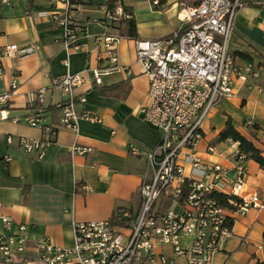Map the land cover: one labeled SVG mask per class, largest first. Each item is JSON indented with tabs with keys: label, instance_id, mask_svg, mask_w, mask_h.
Here are the masks:
<instances>
[{
	"label": "crops",
	"instance_id": "0c3cea01",
	"mask_svg": "<svg viewBox=\"0 0 264 264\" xmlns=\"http://www.w3.org/2000/svg\"><path fill=\"white\" fill-rule=\"evenodd\" d=\"M107 1L90 0L87 7L74 14L86 27L84 49L79 52L67 51L63 43L65 31L50 17L39 15L62 12V5L54 8L48 0L0 2V95L14 78L19 86L3 113L8 119H0V233L5 231L1 216H6L11 220L12 233L19 232L20 226L26 227L30 244L47 237L56 246L70 248L74 244L75 222L113 221L124 211L136 216L141 210L140 187L153 175L147 155L162 140L163 133L144 119L148 78L136 61L135 40L123 37L113 45L125 70L104 75L101 85L94 82L92 69L112 66L105 49H95V37L119 35L120 27L125 30L121 22L106 19ZM121 1L132 9L137 40L167 37L183 25L178 17L180 3L192 5L191 0H162L163 6L156 8L148 0ZM243 3L234 21L229 51L238 66L253 68L247 73V81L234 76L235 96L220 101L203 122L198 146V153L206 162L229 170L234 168V152L239 149L238 142L219 140L229 119L247 138L248 123L258 126L259 130H254V136L248 139L264 158V0ZM34 42L41 46L36 54L3 58L4 46L23 48ZM239 53L248 55L250 60ZM67 72L86 79L75 91L86 98L85 103L77 102L76 113L88 111L102 122L80 119L77 132L61 126L60 113L54 105L64 97L52 81ZM40 89H45L43 105L34 99ZM32 114L38 116L41 125L57 128L56 137L42 158L26 154L20 145L22 138H43L41 126L25 122ZM74 145L86 152L73 154ZM131 145L142 155H134ZM6 157L11 160L6 161ZM180 162L188 171L185 161ZM246 166V191L264 193V169L253 160H248ZM165 204L169 207L170 203ZM189 242L188 238L182 239L184 247ZM157 252L173 258L174 264H186L185 258L176 256L170 245L158 244ZM258 260L264 261V209H250L236 216L231 235L222 243L212 264H257Z\"/></svg>",
	"mask_w": 264,
	"mask_h": 264
},
{
	"label": "built area",
	"instance_id": "2783aa9c",
	"mask_svg": "<svg viewBox=\"0 0 264 264\" xmlns=\"http://www.w3.org/2000/svg\"><path fill=\"white\" fill-rule=\"evenodd\" d=\"M9 1L0 0L2 4ZM48 1L54 8L62 5L64 10L39 15L50 17L65 31L63 43L67 51H82L86 27L74 14L87 7L90 0ZM148 1L153 7L163 6L162 0ZM191 3H180L178 17L183 25L170 35L134 41L136 61L148 78L144 119L163 133L162 140L147 155L153 175L140 187L139 213L132 216L128 211L122 212L119 218L124 222L120 225L109 220L75 222L74 244L70 248L56 246L47 237L30 244L25 226L12 233L11 220L1 216L5 231L0 233V264H174L173 258L157 252L158 244L172 246L173 253L184 257L186 264H212L222 243L231 235L236 216L250 209H264V193L246 191V156L239 149L234 152L233 170L206 162L198 153L203 122L220 101L235 96L234 76L247 81V73L253 68L238 66L229 51L234 21L243 0H191ZM104 11L106 19L116 24L131 18L121 0H116L111 10L104 7ZM120 38L95 37V49L104 48L112 63L105 69H92L95 84L101 85L104 75L125 70L113 46ZM40 49L34 42L23 48L6 45L2 53L3 58L19 59ZM64 64L69 66V61ZM85 82L83 75L70 72L52 81V86L64 97L54 105L60 113L61 126L76 132L80 119L102 122L88 111L76 113L77 102L85 103L86 98L75 91ZM18 87L14 78L8 90L0 95L1 120L8 119L3 113ZM34 99L43 105L45 89L38 90ZM25 122L41 126L44 134L42 139L22 138L20 145L26 154L42 158L53 143L57 128L41 125L33 114ZM130 150L134 155H142L132 145ZM71 152L84 154L86 149L74 145ZM10 160L6 157V161ZM181 160L189 167L188 171ZM220 196L226 197L228 206L220 202ZM165 202L170 203L169 207H165ZM183 238L190 241L185 247ZM261 263L264 261L258 260L257 264Z\"/></svg>",
	"mask_w": 264,
	"mask_h": 264
},
{
	"label": "trees",
	"instance_id": "16d2710c",
	"mask_svg": "<svg viewBox=\"0 0 264 264\" xmlns=\"http://www.w3.org/2000/svg\"><path fill=\"white\" fill-rule=\"evenodd\" d=\"M116 6V0H108L106 2V4L104 5V7H106L107 9L111 10ZM124 10L131 16V18L129 19H124L121 20V23L124 24V28L125 30H123V27H120L121 29L119 30V36L121 38L123 37H127L133 40H137V25H136V20L133 16V12L132 9L130 7H126L124 6ZM242 57H245L246 60H250V57L246 54L243 53H239ZM248 129H249V137H253L254 130H259L257 125H247ZM247 137L243 136L241 133H239L236 128L234 127L231 119H229L226 123V126L224 127V129L222 130V132L219 134V140L221 141H225L228 139L233 140L234 142H238L239 143V150L241 151L242 154H244L246 156L245 160L246 162L248 160H253L255 162H257L263 169H264V158L262 156V152L256 148V146L254 145L253 141L248 139ZM220 202L224 205V206H228V201L226 199L225 196H220ZM124 219H120L119 216L115 217L113 220V223L116 225H120L123 224ZM264 264V263H261Z\"/></svg>",
	"mask_w": 264,
	"mask_h": 264
},
{
	"label": "rangeland",
	"instance_id": "374dc122",
	"mask_svg": "<svg viewBox=\"0 0 264 264\" xmlns=\"http://www.w3.org/2000/svg\"><path fill=\"white\" fill-rule=\"evenodd\" d=\"M131 2H135L134 0L133 1H131ZM139 6V5H138Z\"/></svg>",
	"mask_w": 264,
	"mask_h": 264
}]
</instances>
